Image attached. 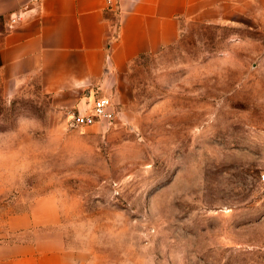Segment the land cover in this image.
<instances>
[{"label": "rangeland", "instance_id": "1", "mask_svg": "<svg viewBox=\"0 0 264 264\" xmlns=\"http://www.w3.org/2000/svg\"><path fill=\"white\" fill-rule=\"evenodd\" d=\"M125 84L74 126L91 96L0 76V213L54 197L71 264H264V0L183 22Z\"/></svg>", "mask_w": 264, "mask_h": 264}, {"label": "crops", "instance_id": "2", "mask_svg": "<svg viewBox=\"0 0 264 264\" xmlns=\"http://www.w3.org/2000/svg\"><path fill=\"white\" fill-rule=\"evenodd\" d=\"M257 1L0 0V76L88 94L84 108L95 93L123 90L132 62L176 43L183 22L219 20ZM60 219L52 196L0 213V264H71L55 236Z\"/></svg>", "mask_w": 264, "mask_h": 264}, {"label": "built area", "instance_id": "3", "mask_svg": "<svg viewBox=\"0 0 264 264\" xmlns=\"http://www.w3.org/2000/svg\"><path fill=\"white\" fill-rule=\"evenodd\" d=\"M111 3L114 0H106ZM114 102L107 95H97L93 98L91 104L84 108H79L78 112L72 118L74 126H93L103 121L112 122L116 117Z\"/></svg>", "mask_w": 264, "mask_h": 264}]
</instances>
